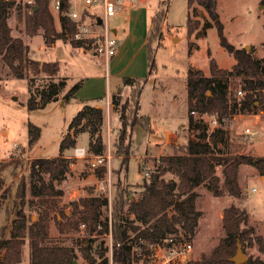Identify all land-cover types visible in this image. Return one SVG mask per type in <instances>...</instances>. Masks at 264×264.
<instances>
[{
  "label": "rangeland",
  "instance_id": "obj_1",
  "mask_svg": "<svg viewBox=\"0 0 264 264\" xmlns=\"http://www.w3.org/2000/svg\"><path fill=\"white\" fill-rule=\"evenodd\" d=\"M12 1V0H11ZM146 6L148 10V26L143 13L130 26V15L133 7L119 11L109 18V24L118 25V53L109 61L108 72L103 64V57L93 53L94 48L80 49L72 52L69 41L58 40L56 45L45 44L43 29L31 36L26 31V15L32 12L28 0H13L10 8L9 25L15 37H21L30 48V56L42 60L60 62V73L54 80L66 77L67 86L60 93L57 100L50 101L46 106L29 109L30 98L29 80L25 76L19 78L14 75L0 55V163H7L1 172L4 183L0 188V235L9 237L16 218L17 210L22 209L29 223L37 222L41 213H48L47 224L49 235L46 243L59 244L74 248L78 264H88L84 255V248L91 246L89 253L98 258L97 248L109 245L107 233L89 232L87 227L80 224L76 228L62 226L66 224L72 213V202L82 197L108 195L114 205L125 190L131 192L129 197L138 199L141 195V184L156 168V159L162 155L173 154L189 139H201L202 128L190 126L188 110V92L186 88L187 72L191 68L202 69L210 75V59L215 58L219 67L232 68L235 58L221 45L218 30L209 18L207 11L196 0L189 5L188 0H133ZM70 10H81L87 6L84 0H70ZM101 10L100 4L92 6ZM50 9L55 17V26L60 30L59 12L50 1ZM217 9L224 25V34L237 47L253 46L254 55L264 57V0H217ZM164 17L159 21L160 13ZM141 13V12H140ZM188 17L191 18L196 29L189 31ZM210 21L211 24L204 28ZM88 22V21H87ZM130 29L124 37V32ZM131 27V28H130ZM93 29V28H92ZM95 29V28H94ZM150 29L151 41L155 48L157 70L144 85L140 96L139 114L150 117L152 131L136 125L132 129V153L128 168H121V157L116 156L115 150L121 129L120 105L125 104L127 117L130 122L135 111L134 102L130 99V89H123L119 95L120 105L115 107L110 101L106 105V93H110L114 83L124 76L146 77L148 75V47L146 37ZM69 42V43H68ZM117 67V69L115 68ZM27 76L34 77L32 90L44 86L50 78L40 73L35 75L27 70ZM108 77V78H107ZM88 81L93 88L90 93L99 94L98 97L87 96L84 100L78 96L64 98L72 86L79 81ZM84 84V83H83ZM85 95V94H82ZM100 104L104 107V122L102 136L106 149L107 173L97 175L92 162L95 155L88 151L89 134L78 136L76 148L86 147V157L75 156V148L66 149L63 154L71 161L70 171L59 181H55L60 194L52 197L39 196L31 191L29 176V162L36 157L58 156L64 136L69 132V126L84 105ZM196 119L203 118L208 133L220 126L213 124L207 114L194 113ZM41 127V137L33 145H29V123ZM251 132H246V128ZM224 128L228 132V140L233 143V149L251 154L264 156V107L260 105L250 111L235 113L225 119ZM83 147V148H84ZM223 151L230 148L220 145ZM217 174L223 179L222 167H217ZM148 172V174H146ZM166 178L174 175L167 173ZM48 179V174L44 175ZM239 184L243 189L241 198L228 194L215 195L214 190L203 184L196 187L198 192L196 206L202 213L196 233L186 236L180 229V234L188 237L193 244V256L198 260L209 254L224 235L223 212L231 203L244 207L249 213V224L256 228V232L264 237V174L255 167L242 164L240 166ZM23 193V194H22ZM53 199V200H52ZM124 208V214L132 219L134 216ZM62 210L67 217H63ZM112 214L111 207L104 210V214ZM174 209L169 211L172 215ZM100 228V227H99ZM134 235V234H133ZM244 253L249 256L260 255L257 246H246ZM30 246L28 237L24 247L23 260L19 264H30Z\"/></svg>",
  "mask_w": 264,
  "mask_h": 264
},
{
  "label": "trees",
  "instance_id": "obj_2",
  "mask_svg": "<svg viewBox=\"0 0 264 264\" xmlns=\"http://www.w3.org/2000/svg\"><path fill=\"white\" fill-rule=\"evenodd\" d=\"M51 0H36L29 4L32 12L26 15V31L34 36L40 28L43 29L44 41L52 46L58 39L69 41L74 48L89 49L94 46V38H76L78 22L69 16L71 2L62 0L59 10L61 23L60 30L55 26V17L50 9ZM193 0H188L190 5ZM207 11L209 18L217 27L220 43L235 58L232 68L219 67L215 58L210 59V75L202 69L191 68L187 72L186 88L188 92V110L190 126L202 128L201 139H189L173 154L162 155L156 159V168L141 184L142 191L138 199L129 197L131 192L122 193L115 199L114 205L108 195L100 193L82 197L72 202L71 215L67 217L60 210L63 217H67L66 224L62 226L76 228L80 224L87 227L89 232L97 230L98 233L113 235L112 264H128L133 258V240L142 236L150 241H157L169 234L180 235V229L186 236L196 233L199 219L202 215L197 209L195 190L203 184L214 190L215 195L228 194L241 198L243 189L239 184L240 166L248 164L264 174V156H253L233 149V143L228 140V132L224 128L225 119L235 113L250 111L257 106L264 107V57L259 58L253 54V49L237 47L231 43L224 34V25L217 9V0H196ZM13 0H0V55L15 76L27 77L29 80L30 98L29 109H38L46 106L55 97H59L67 86L66 77L54 80L59 75V60H38L30 56V48L21 37H15L9 25L10 8ZM166 11L159 14L161 21ZM88 10H84L82 19L87 20ZM93 17V14H90ZM189 31L193 33L196 26L188 17ZM211 24L210 21L204 28ZM148 47V75L146 77L122 78L123 85L112 93L111 99L115 107L120 105L119 95L123 87L130 89V99L134 102L135 111L130 122L127 117L125 104L120 105L121 129L118 142L115 144L116 156L121 157V168H128L132 153L131 134L136 125L152 131L150 117L139 114L140 96L144 85L157 70L155 48L151 41L150 29L147 35ZM27 70L35 75L46 74L50 80L42 87L32 90L34 77L27 76ZM84 81L77 82L64 94V98L76 96ZM242 91L243 96L238 95ZM193 112L199 114H215L220 126L210 133L207 131L203 118L196 119ZM104 110L102 107L90 104L84 105L72 119L69 132L61 141V153L58 156L36 157L29 162V176L31 191L39 196L52 197L60 194L56 189L55 181L61 180L71 169V161L63 152L66 149L77 147L78 136L81 133L89 134L88 151L93 155L105 156L107 145L102 136ZM41 137V127L29 123V145H35ZM227 145L230 149L223 151L220 145ZM7 163H0V171L6 169ZM222 167L223 179L217 174V167ZM97 175L103 177L107 173V165L95 166ZM0 172V188L4 179ZM167 173L174 176L166 178ZM48 174V179L44 175ZM23 194V193H22ZM53 200V199H52ZM111 205L112 219L109 222ZM133 214L129 219L124 214V208ZM175 210L170 215L169 211ZM48 213H41L37 222L29 223L22 209L17 210L16 218L9 237L0 235V264H19L23 260L24 247L28 237L30 246V264H74L77 254L73 247L66 245H49L46 243L49 235L47 224ZM100 227V228H99ZM224 235L209 254H204L198 264H238L232 260L237 252L240 242L243 249L246 246L256 245L264 254V237L256 232V228L249 224V213L244 207L231 203L223 212ZM134 234V235H133ZM134 236V237H133ZM189 239L188 237H185ZM91 246L84 248V255L88 264H111L109 245L98 247V258L89 253ZM137 257V255H134ZM240 264H264L260 255L249 256L247 261Z\"/></svg>",
  "mask_w": 264,
  "mask_h": 264
},
{
  "label": "built area",
  "instance_id": "obj_3",
  "mask_svg": "<svg viewBox=\"0 0 264 264\" xmlns=\"http://www.w3.org/2000/svg\"><path fill=\"white\" fill-rule=\"evenodd\" d=\"M36 0H28V4H34ZM54 8L59 12L62 0H52ZM85 4L90 8L95 4H100L103 10L101 16V30L98 34H94L91 23L82 19L83 11L70 10L69 16L72 20L78 22L76 38H94V50L96 55H100L108 63L112 57L117 54L118 40L109 24V18L115 16L119 11L130 4V0H84ZM97 17L94 18V25H97ZM242 91H238V95L243 96ZM196 113V112H193ZM207 114V113H204ZM203 115V114H202ZM209 115V114H207ZM213 124H217L218 119L215 114L209 115ZM246 132H251V128L247 127ZM75 156L86 157V149L75 148ZM106 156L96 155L92 162L93 166L103 164ZM148 174V172H146ZM111 207V205H110ZM112 214H109V222L111 224ZM109 236V254L112 264L113 254V235L110 230ZM134 237V236H133ZM133 258L128 264H198V259L193 256V244L184 236L169 234L157 241H150L139 236L133 240L132 245Z\"/></svg>",
  "mask_w": 264,
  "mask_h": 264
},
{
  "label": "crops",
  "instance_id": "obj_4",
  "mask_svg": "<svg viewBox=\"0 0 264 264\" xmlns=\"http://www.w3.org/2000/svg\"><path fill=\"white\" fill-rule=\"evenodd\" d=\"M129 6H132L133 7V11L131 12V15H130V26H131V24H133V22H136L138 20V17L140 15H142V13H143L144 19L142 21L145 22L146 28H147V26H148V10H147L145 4L144 5H140L139 3H135L133 0H130V4L128 6H126L124 8V10L127 9ZM85 9L88 10V12H89V16L87 18L88 23H91L92 24L94 34H98L100 32V30H101V23H99V21L97 19V25H94V21L93 20L96 17L97 18H101L102 14H103V10L101 9L99 11V10H96L95 8H93V7H90L89 8L88 6H84L81 10H78V11H81L82 12ZM73 10H75V9H73ZM90 14H93V17H91ZM111 28H112L113 33L116 35L117 40H118V37H119V27H118V25H113ZM122 30L125 31V28L122 27ZM129 32H130V29L128 31H125L124 32V37H126L129 34ZM58 40H62V39H58ZM58 40L56 41V43L58 42ZM146 40H147V37H146ZM56 43L53 44L52 46L56 45ZM65 43H67V42H65ZM146 44H147V41H146ZM50 47L51 46H48L46 49H50ZM251 47L253 49V54H254V48H253V46H251ZM93 48H94V46H93ZM80 49H82V48H74V47H72V52L77 53L78 51H80ZM118 51H117V53H118ZM93 53L95 54V50L93 51ZM259 58H261V57H259ZM48 60H51V59H48ZM55 60H58V59H55ZM103 64L105 65V68H106V71H107V76H108V72L110 70V64H109V62L106 63V61L104 59H103ZM115 68L117 69V67H115ZM59 73H60V71H59ZM122 85H123V83H122V78H121L119 81H117L116 83H114L113 89L110 90V93H108V91H107L106 97H105V99H106V105H108L110 103L112 93L115 92ZM92 87L89 86V82L86 80L84 82V84L82 85V87L77 91L76 96H78V97L83 96L82 98L84 100L87 99V96H90V97L92 96L91 98H93L95 96L98 97L99 94L95 95V93H90L91 90H93ZM123 89L126 92V90L129 89V87L128 86H125V87H123ZM82 94H85V95H82ZM94 106H99V107H102L104 109V107L102 105L98 104V103L94 104ZM82 147H84V146H82ZM84 148H86V147H84Z\"/></svg>",
  "mask_w": 264,
  "mask_h": 264
},
{
  "label": "water",
  "instance_id": "obj_5",
  "mask_svg": "<svg viewBox=\"0 0 264 264\" xmlns=\"http://www.w3.org/2000/svg\"><path fill=\"white\" fill-rule=\"evenodd\" d=\"M99 23L102 22L101 18H98ZM248 50V45L245 47ZM58 97H55V100H57ZM248 257L243 251V246L240 242L237 244V252L235 256L232 258V260L238 264L243 263L247 261ZM74 264H78L75 260L73 261Z\"/></svg>",
  "mask_w": 264,
  "mask_h": 264
}]
</instances>
